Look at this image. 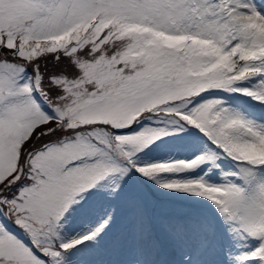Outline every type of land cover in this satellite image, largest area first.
<instances>
[{"label":"snow or ice","instance_id":"obj_1","mask_svg":"<svg viewBox=\"0 0 264 264\" xmlns=\"http://www.w3.org/2000/svg\"><path fill=\"white\" fill-rule=\"evenodd\" d=\"M0 264H264V0H0Z\"/></svg>","mask_w":264,"mask_h":264}]
</instances>
